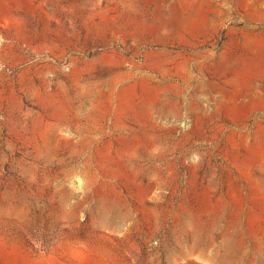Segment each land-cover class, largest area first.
<instances>
[{
    "label": "rangeland",
    "instance_id": "1",
    "mask_svg": "<svg viewBox=\"0 0 264 264\" xmlns=\"http://www.w3.org/2000/svg\"><path fill=\"white\" fill-rule=\"evenodd\" d=\"M0 264H264V0H0Z\"/></svg>",
    "mask_w": 264,
    "mask_h": 264
}]
</instances>
